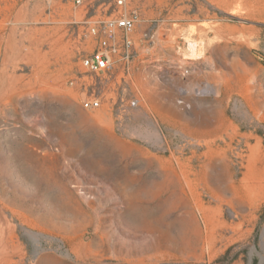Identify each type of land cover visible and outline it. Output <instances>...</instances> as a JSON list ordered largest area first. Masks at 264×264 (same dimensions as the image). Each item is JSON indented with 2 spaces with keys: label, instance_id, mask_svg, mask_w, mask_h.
I'll return each instance as SVG.
<instances>
[{
  "label": "rangeland",
  "instance_id": "1",
  "mask_svg": "<svg viewBox=\"0 0 264 264\" xmlns=\"http://www.w3.org/2000/svg\"><path fill=\"white\" fill-rule=\"evenodd\" d=\"M126 2L0 0V264H264V0Z\"/></svg>",
  "mask_w": 264,
  "mask_h": 264
},
{
  "label": "built area",
  "instance_id": "2",
  "mask_svg": "<svg viewBox=\"0 0 264 264\" xmlns=\"http://www.w3.org/2000/svg\"><path fill=\"white\" fill-rule=\"evenodd\" d=\"M116 9L105 19L92 21L86 25L84 36L89 38L94 49L81 59V66L90 75L107 76L120 68L121 73L128 70L134 48L132 34L139 22V12L129 8L126 0H115ZM97 97H86L82 106L86 109L99 107Z\"/></svg>",
  "mask_w": 264,
  "mask_h": 264
},
{
  "label": "bare ground",
  "instance_id": "3",
  "mask_svg": "<svg viewBox=\"0 0 264 264\" xmlns=\"http://www.w3.org/2000/svg\"><path fill=\"white\" fill-rule=\"evenodd\" d=\"M208 85V84H207ZM146 108V107H145ZM150 109V108H149ZM151 112V111H150ZM154 112V111H153ZM149 113V112H148ZM167 121V120H166ZM191 127V126H190ZM208 142H210V141H208ZM214 148H215V146H214ZM218 148V147H217ZM210 149V148H209ZM218 152V151H217ZM221 153V152H220ZM211 154V153H210ZM215 156V155H214ZM220 156V155H219ZM223 156V155H222ZM211 157H212V155H211ZM210 157V158H211ZM215 157H217V156H215ZM212 158H214V157H212ZM221 158V157H220ZM215 160V159H214ZM216 160H218V159H216ZM216 162V161H215ZM177 163V162H176ZM211 163V162H210ZM204 164V163H203ZM222 164V163H221ZM225 163H223L222 165H224ZM202 165V164H201ZM204 167V166H203ZM212 168V167H211ZM229 168V167H228ZM179 170V169H178ZM184 170V169H183ZM182 170V171H183ZM203 170H204V168H203ZM203 240V239H202Z\"/></svg>",
  "mask_w": 264,
  "mask_h": 264
}]
</instances>
